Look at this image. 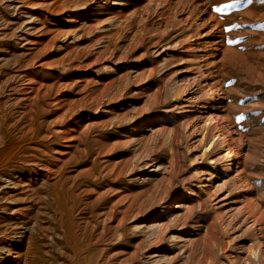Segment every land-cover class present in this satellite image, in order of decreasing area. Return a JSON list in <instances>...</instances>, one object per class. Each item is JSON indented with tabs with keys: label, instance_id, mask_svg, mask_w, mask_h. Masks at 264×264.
<instances>
[{
	"label": "rangeland",
	"instance_id": "1",
	"mask_svg": "<svg viewBox=\"0 0 264 264\" xmlns=\"http://www.w3.org/2000/svg\"><path fill=\"white\" fill-rule=\"evenodd\" d=\"M0 264H264V2L0 0Z\"/></svg>",
	"mask_w": 264,
	"mask_h": 264
},
{
	"label": "bare ground",
	"instance_id": "2",
	"mask_svg": "<svg viewBox=\"0 0 264 264\" xmlns=\"http://www.w3.org/2000/svg\"><path fill=\"white\" fill-rule=\"evenodd\" d=\"M227 156L229 157L227 159V163L229 164V166L227 167H231L233 165V159L235 158L229 151L226 152ZM262 254V253H261Z\"/></svg>",
	"mask_w": 264,
	"mask_h": 264
},
{
	"label": "snow or ice",
	"instance_id": "3",
	"mask_svg": "<svg viewBox=\"0 0 264 264\" xmlns=\"http://www.w3.org/2000/svg\"><path fill=\"white\" fill-rule=\"evenodd\" d=\"M262 2H264V0H262Z\"/></svg>",
	"mask_w": 264,
	"mask_h": 264
}]
</instances>
